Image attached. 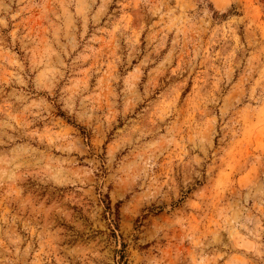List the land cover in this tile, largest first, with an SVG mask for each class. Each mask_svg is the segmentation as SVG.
Segmentation results:
<instances>
[{
  "label": "rangeland",
  "instance_id": "374dc122",
  "mask_svg": "<svg viewBox=\"0 0 264 264\" xmlns=\"http://www.w3.org/2000/svg\"><path fill=\"white\" fill-rule=\"evenodd\" d=\"M0 264H264V4L0 0Z\"/></svg>",
  "mask_w": 264,
  "mask_h": 264
},
{
  "label": "trees",
  "instance_id": "16d2710c",
  "mask_svg": "<svg viewBox=\"0 0 264 264\" xmlns=\"http://www.w3.org/2000/svg\"><path fill=\"white\" fill-rule=\"evenodd\" d=\"M260 2H261L262 4H264V0H260Z\"/></svg>",
  "mask_w": 264,
  "mask_h": 264
}]
</instances>
